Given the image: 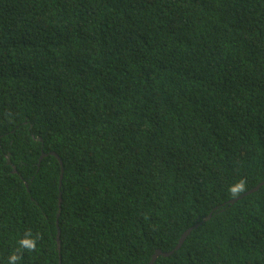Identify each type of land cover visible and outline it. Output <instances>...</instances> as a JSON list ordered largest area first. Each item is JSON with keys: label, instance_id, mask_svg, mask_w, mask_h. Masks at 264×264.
Here are the masks:
<instances>
[{"label": "trees", "instance_id": "1", "mask_svg": "<svg viewBox=\"0 0 264 264\" xmlns=\"http://www.w3.org/2000/svg\"><path fill=\"white\" fill-rule=\"evenodd\" d=\"M263 180L264 0H0V264H264Z\"/></svg>", "mask_w": 264, "mask_h": 264}, {"label": "clouds", "instance_id": "2", "mask_svg": "<svg viewBox=\"0 0 264 264\" xmlns=\"http://www.w3.org/2000/svg\"><path fill=\"white\" fill-rule=\"evenodd\" d=\"M40 19H42L41 16H40ZM8 162H10L9 157H8ZM246 190H247V179L244 177L237 178L232 184L228 185L227 187L228 194L233 198L239 197ZM39 239H40L39 233L34 235L31 229H26L24 234L20 237L18 241L19 249L9 255L8 264H19V262L23 258V255H22L23 250H26L28 252L36 251Z\"/></svg>", "mask_w": 264, "mask_h": 264}, {"label": "water", "instance_id": "3", "mask_svg": "<svg viewBox=\"0 0 264 264\" xmlns=\"http://www.w3.org/2000/svg\"><path fill=\"white\" fill-rule=\"evenodd\" d=\"M51 154L55 155V156L58 158V160H59V162H60V164H61V166H62V174H61V178H62V177H63V171H64L63 161H62V159L58 156V154H56L55 152H52ZM46 155H47L46 153H42V155L40 156L39 160H41V159H42L44 156H46ZM14 170H15V172L17 171L15 167H14ZM61 183H62V182H60V185H61ZM262 185H264V180H263L262 182H260L258 185H256L255 187H253V189H252L251 191H252V192H254V191H258ZM61 200H62V198H61V193H60V198H59V209H58L57 214H59V213H60V210H61V208H60V206H61ZM234 200H236V198H235V199H232L231 201H234ZM207 217H209V215H208ZM207 217H206V218H207ZM58 223H59V221L57 220V227H58V231H57V245H58V250H59V263H58V264H61V263H62V254H61V250H62V241H61V238H60L61 229H60V227L58 226ZM195 226H197V224H196ZM190 230H191V228H189L188 230H186V231L184 232V234L180 237V239H179L177 245L175 246L174 250H176L178 247H180V246L182 245V243L184 242V239L186 238V235L190 232ZM171 252H172V251H170V252H166V251H163V250H161V249H157L156 252L153 254L152 259L150 260V262H149L148 264H153V263H155V261L157 260V258H158L159 256H161V255H163V256H165V255H169Z\"/></svg>", "mask_w": 264, "mask_h": 264}, {"label": "flooded vegetation", "instance_id": "4", "mask_svg": "<svg viewBox=\"0 0 264 264\" xmlns=\"http://www.w3.org/2000/svg\"><path fill=\"white\" fill-rule=\"evenodd\" d=\"M53 151H51V153H52ZM42 153H45L44 151L42 152ZM47 154V153H46ZM42 155V154H41Z\"/></svg>", "mask_w": 264, "mask_h": 264}]
</instances>
